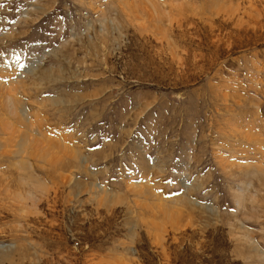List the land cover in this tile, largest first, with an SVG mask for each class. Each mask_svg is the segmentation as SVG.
<instances>
[{
	"label": "rangeland",
	"instance_id": "obj_1",
	"mask_svg": "<svg viewBox=\"0 0 264 264\" xmlns=\"http://www.w3.org/2000/svg\"><path fill=\"white\" fill-rule=\"evenodd\" d=\"M0 264H264V0H0Z\"/></svg>",
	"mask_w": 264,
	"mask_h": 264
},
{
	"label": "bare ground",
	"instance_id": "obj_2",
	"mask_svg": "<svg viewBox=\"0 0 264 264\" xmlns=\"http://www.w3.org/2000/svg\"><path fill=\"white\" fill-rule=\"evenodd\" d=\"M14 98V97H13ZM8 100H9V102L11 103V101H10V97L8 98ZM10 108H12V107H10Z\"/></svg>",
	"mask_w": 264,
	"mask_h": 264
}]
</instances>
